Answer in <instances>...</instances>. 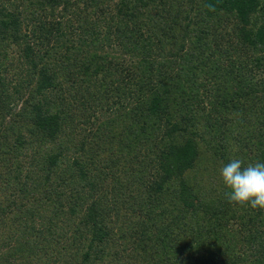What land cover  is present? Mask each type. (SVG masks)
<instances>
[{
  "label": "trees",
  "instance_id": "trees-1",
  "mask_svg": "<svg viewBox=\"0 0 264 264\" xmlns=\"http://www.w3.org/2000/svg\"><path fill=\"white\" fill-rule=\"evenodd\" d=\"M233 158L264 163V0H0V264H264Z\"/></svg>",
  "mask_w": 264,
  "mask_h": 264
},
{
  "label": "clouds",
  "instance_id": "clouds-1",
  "mask_svg": "<svg viewBox=\"0 0 264 264\" xmlns=\"http://www.w3.org/2000/svg\"><path fill=\"white\" fill-rule=\"evenodd\" d=\"M208 7L214 10L213 6ZM242 163L240 159L233 158L220 169L222 181L229 189L225 195L230 203L264 210V163L247 167H242Z\"/></svg>",
  "mask_w": 264,
  "mask_h": 264
},
{
  "label": "rangeland",
  "instance_id": "rangeland-1",
  "mask_svg": "<svg viewBox=\"0 0 264 264\" xmlns=\"http://www.w3.org/2000/svg\"><path fill=\"white\" fill-rule=\"evenodd\" d=\"M57 10H58V12L59 13H61L62 14V12H63V7H57ZM254 14H256L257 15V13H254ZM64 17V20H67V21H74V18H73V16H72V14H69V12L65 15V16H63ZM73 18V19H72ZM229 37V36H228ZM65 38H66V36H65ZM63 39H64V37H63ZM175 42L177 43V48H179L180 47V42H181V37L179 38V36L177 37V38H175ZM180 41V42H179ZM185 42V41H184ZM66 43L67 42H65V45H66ZM67 45H69V43H67ZM107 48L108 50H110V51H113L111 48H109L107 45L106 46H102L101 47V49H104V48ZM114 49L116 48V46H114L113 47ZM190 48V46H189V44H187V42H185V50H187V49H189ZM66 49H64V51H65ZM41 52H43L44 51V49H42V50H40ZM69 51L70 52H72V55H78L77 56V58L76 59H84V61L88 58V57H83V56H79V53H78V50H77V48L76 49H74V52L72 51V49H70V46H69ZM182 51L183 52H185L184 51V48L182 49ZM35 52V51H34ZM67 52V51H66ZM99 52H100V50H98V52H97V54H99ZM114 52V51H113ZM67 53H69V52H67ZM70 54V53H69ZM117 54H120V52L118 53L117 52ZM92 55H90V57H91ZM89 57V58H90ZM119 57H120V55H119ZM88 58V59H89ZM121 58V57H120ZM135 58H137L136 56H133V59H130L129 57L126 59L128 62H135L136 60H135ZM18 60H20V56H19V58H18ZM90 60V59H89ZM27 62L24 60L23 62H21L20 64H19V66L17 67V69H16V73H21L19 76H18V74L16 75V77H13V76H10V75H7L8 76V78H10V80H11V85H10V87L8 86V84H7V88H8V92L10 93V91H12V87H14V88H16L15 90H18L19 92H24V91H26V87H29V86H31V82L29 83V85L28 86H26L25 87V85H26V83L24 82V81H22L21 79H20V81L18 80L20 77H22V76H24V74H26L27 76H28V78H32V77H35V75H33L32 74V72H27L28 70H29V68H28V65L26 64ZM99 65H103L102 63H99V60H93L92 61V68H99L100 66ZM65 70V69H64ZM103 72H106V71H100L98 74H103ZM9 74H11V73H9ZM97 74V75H98ZM12 75V74H11ZM10 76V77H9ZM93 79V78H92ZM18 80V82H16ZM97 80L102 84L103 83V79H100V76H98V78H97ZM104 80H106L105 78H104ZM114 86V87H113ZM113 91H114V93H116L117 95L119 94V95H123V96H125L126 98H127V100H129V92H128V89H126V87H129V86H126V87H124L123 86V84H121L120 82H114L113 84H110V86H109ZM119 97V96H118ZM115 101H117L116 103H115ZM109 102H110V104H112V102H114V107L113 108H115L113 111H110V112H108L109 113V115H111V116H115V118L118 116L119 118H117V119H120L118 122L116 121L115 122V124L116 123H119L118 124V126H119V128H118V131H119V129H121V127L123 126L124 128H126V129H129V131H132L134 128H136V126L134 125V127L132 126V120H129L130 119V117H127V116H125V114L122 116V117H120V115H122L123 114V111H122V107H118V100H113L112 101V99L111 98H109ZM120 104V103H119ZM20 105H21V102H18V104H17V109L16 110H18L19 108H20ZM97 114H99V116H98V119H97V125L99 126V125H101L100 123H102V121H103V118H102V116L103 115H101V113H97ZM9 116L7 115V117L6 118H8ZM10 118V117H9ZM12 121V120H11ZM137 129V128H136ZM127 139V138H126ZM125 139V140H126ZM119 151H120V153H124L125 154V147H124V144H122V142H121V147H120V149H119ZM202 167H205V165H202ZM203 169V168H202ZM201 169V170H202ZM195 171H199L197 168H195L194 169ZM146 176V173H141V178H143V177H145ZM223 239H225V238H223ZM220 241V240H219ZM104 261H105V264H115V260H113L112 258H110V256L108 255V257L107 258H105L104 259ZM118 264V263H117Z\"/></svg>",
  "mask_w": 264,
  "mask_h": 264
}]
</instances>
